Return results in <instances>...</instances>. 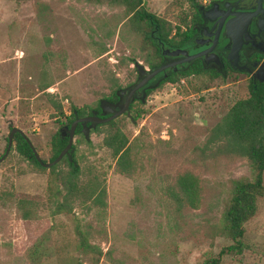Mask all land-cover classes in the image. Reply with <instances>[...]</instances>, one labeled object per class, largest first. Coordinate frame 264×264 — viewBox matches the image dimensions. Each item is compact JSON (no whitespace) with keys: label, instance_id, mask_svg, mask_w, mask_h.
Masks as SVG:
<instances>
[{"label":"rangeland","instance_id":"rangeland-1","mask_svg":"<svg viewBox=\"0 0 264 264\" xmlns=\"http://www.w3.org/2000/svg\"><path fill=\"white\" fill-rule=\"evenodd\" d=\"M191 1L202 3L142 4L182 30ZM124 19L123 7L107 2L0 0V157L9 127L17 126L50 162L51 135L68 125L74 107L88 110L135 79L132 62L146 66L149 45ZM248 79L232 70L211 81L188 74L154 86L138 117L131 108V118L121 114L114 122L128 145V171L102 143L107 124L90 128L87 138L75 133L79 191L67 197L69 210L56 209L65 193L59 174L70 169L65 156L54 170L40 168L12 140L0 162V264H202L218 256L232 243L219 230L231 180L251 179L252 169L245 156L217 154L215 145L202 142L247 95ZM184 172L198 179L194 206L173 199ZM92 180L105 188L102 204L83 191ZM243 226L242 252L222 254L220 264H264V196Z\"/></svg>","mask_w":264,"mask_h":264},{"label":"trees","instance_id":"trees-1","mask_svg":"<svg viewBox=\"0 0 264 264\" xmlns=\"http://www.w3.org/2000/svg\"><path fill=\"white\" fill-rule=\"evenodd\" d=\"M85 1L93 3L107 2L113 6L123 7L124 25L128 31L138 35L140 39L149 45L147 53L149 57L146 61L149 67H153L160 59V44L166 47L177 46L184 42V39L192 31V28L189 27L187 31L180 30L177 24L173 29L168 19L154 12L147 11L143 7L142 0ZM190 4L193 8L191 15H197L196 7L198 3L191 1ZM185 68L180 74L171 72L162 78L159 84L164 81L174 82L179 77L186 76L189 73L200 74L207 81H211L217 76H224L213 69L203 68L197 59L190 61ZM207 86L208 83L204 85V88H207ZM116 90L118 88L113 89L104 99L114 101L117 98ZM56 106L58 113L62 115L63 109L61 104H57ZM92 111L95 114L105 116L104 113H101L102 108L100 103L88 110H85L84 107H74L71 120L65 126L66 131L76 116L81 117L82 115L93 113ZM141 112L140 110L136 111L132 118L135 119ZM115 119L116 117L107 122L97 123L93 129H97L100 124L108 125L102 137V143L111 148L112 154L116 157L118 167L123 171H128L131 167V162L128 158V145L126 144V139L122 131L114 125V122H116ZM80 132L79 125H77L75 133ZM12 140H14V145L20 154L40 168H44L35 158L30 144H28L19 132L13 133ZM66 140L67 137H62L60 132H54L51 135V161L65 147ZM202 144L207 148L210 145H215L216 148L214 150L217 154L245 156L252 169L251 179L237 177L231 180V194L220 215L222 219L219 229L220 233L232 240V243L223 247L218 256L208 257L202 262V264H220L222 254L242 252L243 244L239 238L244 231L243 224L253 214L257 197L264 196V185L262 183V172L264 170V79H248L247 95L236 99L230 105L216 123L208 129ZM64 158L67 160L70 169L67 172L59 174L65 193L62 195V201L56 205L57 210H69V207H67V197H72V194L75 195L79 191V166L76 164L72 153L70 158L66 156ZM55 167L56 164L51 166L50 169L54 170ZM96 183L92 180L87 186V189L85 188L83 191L91 202L102 204L105 188L99 187ZM176 184L179 189V193H173V199L176 205H180L183 202L188 206H194L199 201L200 187L198 185V179L192 173L184 172L179 174L176 178ZM19 201H23V199ZM21 210L22 217H28L30 213L29 208L21 206Z\"/></svg>","mask_w":264,"mask_h":264},{"label":"flooded vegetation","instance_id":"flooded-vegetation-1","mask_svg":"<svg viewBox=\"0 0 264 264\" xmlns=\"http://www.w3.org/2000/svg\"><path fill=\"white\" fill-rule=\"evenodd\" d=\"M256 8L257 0H208L204 4L198 3L196 7L197 15H191L186 25L183 26L184 31H187L188 27L192 28L184 42L173 47H166L160 44L159 50L161 48H181L186 53H193L199 50H203L205 53L188 60H181L183 55L180 53L175 55L160 54L159 61L153 67L142 66L145 71H151L159 64H166L162 69L154 73L152 77L135 88L143 80L145 74L139 73L137 69L133 68L135 69V79L130 84L116 90L117 98L114 101L102 99L107 101L114 110H117L123 105L128 93L134 89L128 100L129 115L125 112L121 113L130 118V106L134 112L140 110V103L145 100L148 92L161 82L162 78L171 72L180 74L193 59H197L203 68L213 69L220 75L225 76L229 71L236 70L245 73L249 79H259L261 70L264 69V61L262 60L264 55V0H260L256 13L247 22V36L244 37L242 35V41L236 56H230L229 59L226 58V55L230 51L233 38L230 33L226 36V30L224 29L225 23L233 17L235 12L252 11ZM179 78H182V76ZM92 112L94 113V111ZM101 113L106 116L111 114L112 111L102 109ZM77 118L81 117L76 116L75 119ZM84 124L89 127L88 130L95 126L91 127L89 121H85ZM77 125H79V130L81 131V122H77ZM60 133L62 137H67L65 127Z\"/></svg>","mask_w":264,"mask_h":264},{"label":"water","instance_id":"water-1","mask_svg":"<svg viewBox=\"0 0 264 264\" xmlns=\"http://www.w3.org/2000/svg\"><path fill=\"white\" fill-rule=\"evenodd\" d=\"M260 5V0H257V8L252 10V11H243V12H235L233 17H231V19H229V21H227L225 23L224 29L226 30V36L229 35V33L231 34L232 38H233V42L232 45L230 47V51H228V54L226 55V58L229 59L230 56L235 57L236 53L240 47V43L242 41V35L244 37L247 36V30H246V24L249 21V19L251 18L252 15H254L258 9ZM160 54H170V55H175L177 53H180L183 55V57L181 58V60H188L194 57H197L198 55L204 54L205 51L203 50H199L193 53H186V51L184 49L181 48H174V49H168V48H161L159 50ZM166 64H159L158 66H156L154 68V70L151 71H145V69H143L142 65L136 61L132 62V67L137 69L139 71V73L145 74V77L143 78L142 81H140V83H138L136 87L140 86L144 81H146L147 79H149L150 77H152L154 75V73H156L157 71H159L160 69H162L163 66H165ZM259 79L262 80L264 79V69L261 70V74L259 76ZM134 89H132L128 95L127 98H125L123 105L117 109L114 110V108L112 106L109 105V103L107 101H105L104 99L100 100V105L101 108L103 110H109L112 111L111 114L106 115V116H101L99 114H86L84 116H81V118H77L73 121H71V123L69 124L68 128H67V140L65 143V147L60 151V153L57 155V157L55 159H53L52 161L48 162V161H44L39 153L37 152V150L35 149L34 145L31 144V142L29 141V139L25 136V134L22 132V130L20 128H18L17 126H10L8 133H7V137H6V149L4 154L0 157V162L4 160L6 154L8 153L10 147H11V141H12V136L14 132H19L28 142V144H30L33 154L35 156V158L37 159V161L42 164L43 166H46L48 168H50L51 166L57 164L58 162H60V160L66 155L68 158H70V155L73 151V147H72V140H73V136H74V129L75 126L77 124V122H81V132L83 133L84 138L88 137V126H85L84 122L85 121H89V125L91 127H93L94 125H96L97 123H101V122H107L110 119H113L115 117H117L119 114L125 112L127 115H129L128 112V100L129 97L131 95V93L133 92Z\"/></svg>","mask_w":264,"mask_h":264},{"label":"built area","instance_id":"built-area-1","mask_svg":"<svg viewBox=\"0 0 264 264\" xmlns=\"http://www.w3.org/2000/svg\"><path fill=\"white\" fill-rule=\"evenodd\" d=\"M200 2H202L201 4H204V3H206V1H205V0H200Z\"/></svg>","mask_w":264,"mask_h":264}]
</instances>
